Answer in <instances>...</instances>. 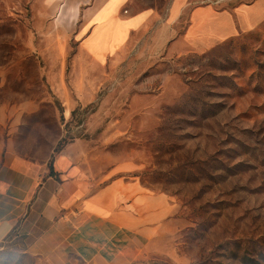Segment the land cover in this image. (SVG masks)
Returning <instances> with one entry per match:
<instances>
[{
  "label": "rangeland",
  "instance_id": "374dc122",
  "mask_svg": "<svg viewBox=\"0 0 264 264\" xmlns=\"http://www.w3.org/2000/svg\"><path fill=\"white\" fill-rule=\"evenodd\" d=\"M60 4L0 0V143L48 165L72 146L92 182L121 167L168 197L133 264H264V0H128L156 19L101 63ZM0 264L42 263L12 235Z\"/></svg>",
  "mask_w": 264,
  "mask_h": 264
},
{
  "label": "crops",
  "instance_id": "0c3cea01",
  "mask_svg": "<svg viewBox=\"0 0 264 264\" xmlns=\"http://www.w3.org/2000/svg\"><path fill=\"white\" fill-rule=\"evenodd\" d=\"M127 3L62 0L46 14L76 26L82 53L101 63L156 19L153 11L125 14ZM72 148L48 165L0 143V241L22 238L25 251L42 264H133L172 216V203L121 175V167L92 182Z\"/></svg>",
  "mask_w": 264,
  "mask_h": 264
},
{
  "label": "trees",
  "instance_id": "16d2710c",
  "mask_svg": "<svg viewBox=\"0 0 264 264\" xmlns=\"http://www.w3.org/2000/svg\"><path fill=\"white\" fill-rule=\"evenodd\" d=\"M50 174H51V175L53 174V171H52V168H51V166H50Z\"/></svg>",
  "mask_w": 264,
  "mask_h": 264
}]
</instances>
